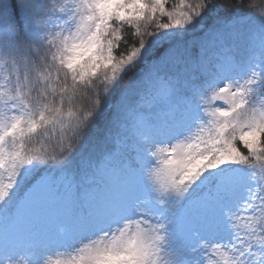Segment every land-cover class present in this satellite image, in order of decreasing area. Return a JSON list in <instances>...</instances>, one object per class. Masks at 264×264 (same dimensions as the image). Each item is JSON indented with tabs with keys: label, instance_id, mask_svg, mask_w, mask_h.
<instances>
[{
	"label": "snow or ice",
	"instance_id": "6c2138e0",
	"mask_svg": "<svg viewBox=\"0 0 264 264\" xmlns=\"http://www.w3.org/2000/svg\"><path fill=\"white\" fill-rule=\"evenodd\" d=\"M264 264V0H0V264Z\"/></svg>",
	"mask_w": 264,
	"mask_h": 264
},
{
	"label": "clouds",
	"instance_id": "9594fccd",
	"mask_svg": "<svg viewBox=\"0 0 264 264\" xmlns=\"http://www.w3.org/2000/svg\"><path fill=\"white\" fill-rule=\"evenodd\" d=\"M5 264H9V262H5ZM15 264H30V261L27 257L20 259L15 262Z\"/></svg>",
	"mask_w": 264,
	"mask_h": 264
}]
</instances>
